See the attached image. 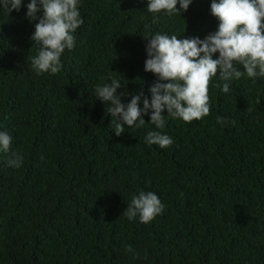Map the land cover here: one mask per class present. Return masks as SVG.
Segmentation results:
<instances>
[{
  "label": "trees",
  "instance_id": "trees-1",
  "mask_svg": "<svg viewBox=\"0 0 264 264\" xmlns=\"http://www.w3.org/2000/svg\"><path fill=\"white\" fill-rule=\"evenodd\" d=\"M29 2L0 8V131L12 137L0 152V264H264V77L233 79L225 93L217 75L210 115L186 123L165 110L157 129L150 109L120 136L95 92L117 79L123 103L150 100L145 39L203 40L218 29L212 0L156 23L147 0H80L83 24L56 74L32 67ZM149 131L173 144H147ZM141 191L165 206L148 224L124 215Z\"/></svg>",
  "mask_w": 264,
  "mask_h": 264
},
{
  "label": "clouds",
  "instance_id": "clouds-1",
  "mask_svg": "<svg viewBox=\"0 0 264 264\" xmlns=\"http://www.w3.org/2000/svg\"><path fill=\"white\" fill-rule=\"evenodd\" d=\"M193 0H147V11L156 15L164 13L180 16L187 11ZM22 0H0V8L9 13L19 11ZM179 5V8L177 7ZM80 0H30L27 18L38 19L32 40L40 45L38 55L32 59V67L38 73L56 74L61 71V56L75 45L74 33L83 24L79 12ZM211 14L218 20V29L203 40L199 37L178 39L176 35L156 33L145 39L147 59L145 71L156 76L150 87L151 99L143 92L134 94L128 103L122 102L126 92L120 80L95 88L97 99L109 105L108 112L116 118L114 132L120 136L125 126L141 128L144 115L151 109L150 122L163 129L162 113L180 118L186 123L202 120L210 115L209 86L219 76L223 92L230 90L229 83L246 75L255 82L264 77V0H212ZM43 13L37 17V13ZM219 53L218 58H213ZM242 66L243 72L237 66ZM143 107H140V102ZM224 123L223 118H218ZM149 145L168 148L173 144L170 136L149 131L145 137ZM12 137L0 131V152L9 153ZM23 158L14 154L8 160L11 167L19 168ZM164 204L151 191H141L132 197L124 215L131 220L139 216L141 223L148 224L164 212ZM131 251V248L128 249Z\"/></svg>",
  "mask_w": 264,
  "mask_h": 264
}]
</instances>
